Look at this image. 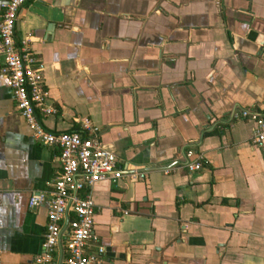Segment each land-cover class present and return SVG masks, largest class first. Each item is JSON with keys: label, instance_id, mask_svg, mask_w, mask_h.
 I'll use <instances>...</instances> for the list:
<instances>
[{"label": "crops", "instance_id": "obj_1", "mask_svg": "<svg viewBox=\"0 0 264 264\" xmlns=\"http://www.w3.org/2000/svg\"><path fill=\"white\" fill-rule=\"evenodd\" d=\"M25 31L56 107L43 125L89 118L123 170L90 188L96 264H264V142L240 114H264V0H24ZM57 154L0 75V264L41 250L46 202L27 196L49 188Z\"/></svg>", "mask_w": 264, "mask_h": 264}, {"label": "built area", "instance_id": "obj_2", "mask_svg": "<svg viewBox=\"0 0 264 264\" xmlns=\"http://www.w3.org/2000/svg\"><path fill=\"white\" fill-rule=\"evenodd\" d=\"M24 0H3L0 3V75L10 88L14 106L29 128L32 139L53 145L58 150L59 169L49 188H32L27 205L46 202L41 250L33 264H55L54 252L60 248V264H96L102 260L104 245L94 232L95 204L91 186L98 180L115 182L123 175L114 151L102 142L98 127L82 117L74 130H51L45 127L39 114L56 111L44 83V62L31 45L28 31L16 37L14 33L18 10ZM242 116L252 121L249 142L259 146L264 142V114L242 109ZM188 150L186 155H191ZM202 165L199 154L187 160L188 170ZM167 170V169H166ZM131 177H143V171L129 172Z\"/></svg>", "mask_w": 264, "mask_h": 264}]
</instances>
